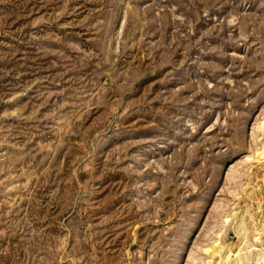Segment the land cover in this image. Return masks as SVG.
I'll return each instance as SVG.
<instances>
[{"label":"rangeland","instance_id":"1","mask_svg":"<svg viewBox=\"0 0 264 264\" xmlns=\"http://www.w3.org/2000/svg\"><path fill=\"white\" fill-rule=\"evenodd\" d=\"M0 264H264V0H0Z\"/></svg>","mask_w":264,"mask_h":264}]
</instances>
